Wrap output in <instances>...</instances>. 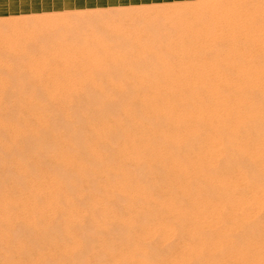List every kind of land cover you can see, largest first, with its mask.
<instances>
[{"label": "rangeland", "instance_id": "374dc122", "mask_svg": "<svg viewBox=\"0 0 264 264\" xmlns=\"http://www.w3.org/2000/svg\"><path fill=\"white\" fill-rule=\"evenodd\" d=\"M198 2L21 0L3 10L0 264H264V58L257 56L259 50L245 61L239 57L245 50L222 45L199 50L216 60L239 51L237 63L247 68L248 81L224 66L203 80L196 68L188 70L181 62L163 72L162 86L142 88L141 78L114 76L116 83L106 84L107 98L102 97L113 110L102 121L72 125L85 96L79 85L90 80L78 67L113 50L38 49L40 35L51 28L64 33L79 18L78 24L103 20L116 28L157 20L164 36L186 39L190 25L213 27L218 21L207 3ZM256 5L264 7V0ZM258 17L263 26L264 13ZM62 37L53 40L67 41ZM166 51L177 63L188 50ZM223 73L228 79L220 78ZM127 81L131 94L120 101L118 87ZM70 127L84 141L74 140ZM92 128L102 129L106 142L102 138V165L87 172L72 157L86 158L80 150L82 142L91 141Z\"/></svg>", "mask_w": 264, "mask_h": 264}, {"label": "bare ground", "instance_id": "6f19581e", "mask_svg": "<svg viewBox=\"0 0 264 264\" xmlns=\"http://www.w3.org/2000/svg\"><path fill=\"white\" fill-rule=\"evenodd\" d=\"M196 1L201 2L200 5H202V3H207L208 6H206L205 8L208 7V9H210V11L213 12V14L215 16L214 22H216V20H218V21H217V23L212 24L213 27H210V25H208V24H206L203 27H201L202 25L201 26H194V27H192L190 25L191 34L190 35L187 34L188 36L186 37V39H183L185 37L184 36V37L180 38V40H179V37L183 36L181 34H180V36L178 35L179 37L176 38V40H175V38L173 39L172 37L168 38L169 36H167V37L164 36L165 34H163V32L165 30L162 31L164 28H162L160 26V24H158V22H156L157 20L156 21L152 20L151 22H153V23H151L148 26H143L142 24H144V23H139L138 21H135V23H133V25H129L128 27L121 28L122 26L121 27L118 26L119 28H116L113 25H111V26H110V24L107 25L108 24L107 22H106V24H103L104 23V22H102L103 20H101V22H99L100 19H98L99 24L95 25V26L88 21H86V22L90 23V24H87V25L83 24V23H85V21H83L82 24L81 23L78 24V22L80 21V18H79V21L77 22L76 25H74V24L66 25V27L64 28V30H65L64 33H61V34H60V31L63 32L62 28L59 32L57 29L55 30V32L58 33L57 34L54 32V29L51 28L49 25V28H51L50 29L51 31L49 30V33H48V31L45 30V32L47 31L48 34L46 33V35L43 34V35H40L41 37L39 36L40 37L39 40L41 38L43 39V42H41L43 45H41V43L39 41H37L40 43V47L37 46L38 49L39 48L44 49V48H46V46L47 47L51 46V47H53V49L55 48V50L56 49L57 50H83V51L84 50H90V51L91 50H113V51L108 52L109 55L105 59L96 57L94 60H88V59H90L88 57V59L83 61V62H84V64L90 63V65L88 64V66H86L87 65L86 64L83 66L81 63L82 66L78 67L80 70V73L86 74L87 75V76L85 75L86 78L89 77L90 80H89V82H87V81L81 82L82 84H80V85L78 83V85L81 86L79 89L80 94L85 95V96L80 95L83 98L81 97L78 100L80 109L78 108L79 110H77V114L75 115L76 116L75 118H78V119H74V120L70 119V121H69L70 124L78 125L81 122L87 123L89 121H93V122L102 121V115L107 114V111L113 110V107L111 104L105 103V101L107 100L106 99L107 97L105 95H107V94H105L104 90H105V88L107 89V87H109V86L105 87L106 84H109V85L111 84L110 86H112L113 84L116 83V81L114 80L115 79L114 76H116V79H119L117 77H119L121 75L120 76L121 81H122V79H124V77L128 78V80L129 79L130 80L135 79V78L138 80V78H141V79H143V80H141L142 84H140L142 86V88H147L151 84H155V83L158 84L159 86H162L161 85L162 82L160 84H159V82L164 80V75H162L163 72H165L169 68L177 67L181 62V63H185V65L187 64L188 70L191 68H196L195 70L198 71L196 76L198 75L203 80L205 79V77H208V74L213 75V70L217 66H224L230 71L231 70L236 71L240 75V77L242 76L247 81H248V79H251L250 75L247 71V68H244L245 66L239 67L238 66L239 63H237L238 62L237 60H239L238 58L241 57L242 61H245L246 60L245 58L247 56L249 57L250 56L249 54L254 52L252 50H259L260 52H259V54H257V56L260 57L261 59L264 58V54L261 53L264 50V25L260 26V24H258V22H257V19L259 18L258 16H260L262 13H264V7H259V6L255 7V5L258 3V0H196ZM199 2L196 5H198ZM179 5L177 3V6H179ZM185 5H187V4H185ZM177 6L175 9H178ZM194 6H193V8H194ZM182 8H183V6H182ZM182 10L184 11L187 9L185 8ZM95 11L97 13L99 10H95ZM186 12L187 11H185V13ZM189 12H191V11H189ZM77 13L74 15H77ZM101 13H102V11H101ZM159 13H161V12L159 11ZM193 14H194V12H193ZM193 14H191V16H194ZM81 15H83V14H81ZM96 15L94 16L95 20L97 18ZM99 15H100V13H99ZM99 15H98V17H99ZM169 15H171V13ZM169 15H167V17H169ZM174 15H176V12L174 13ZM188 15L190 17V14H188ZM196 15H199V14H196ZM202 15H203V13H202ZM83 16H80V17H83ZM100 16H102V14ZM195 17L196 16H194L192 18H195ZM87 18H85V19H87ZM89 18H92V17L89 16ZM203 18L205 19V17H203ZM195 19H197V17ZM206 19H207V17H206ZM193 20L194 19H192V21ZM81 21H82V19H81ZM185 21H186V19H185ZM185 21H184V25L185 24L187 25L188 22L186 23ZM93 22H94V20H93ZM160 22H161V20H160ZM181 22H183V20ZM208 22H210V21H208ZM189 23H191V22H189ZM145 25H147V24H145ZM108 26H110V27H108ZM186 27H188V26H186ZM183 28H185V27H183ZM101 29H102L101 32H104L103 35H99V32H97V30H101ZM103 29H105V30H103ZM118 30L120 31V33H116V31H118ZM212 30H213V32H211ZM160 31H162V33ZM188 31H189V27H188ZM113 32H114V34H113ZM167 32H166V34H167ZM172 32L173 31H171V33ZM162 34H163V36H162ZM168 34H170V33H168ZM184 34H186V33H184ZM62 36H65L67 41H65L66 40L65 39L64 40L65 42H61V41H63L62 38H64ZM170 36H174V35L170 34ZM59 37L60 38L62 37V38L60 39ZM174 37H176V36H174ZM210 37H212V39ZM25 38H27V37H25ZM54 38H56V39L59 38V40H61V41L57 40L55 43V41L53 40ZM79 40H80V42H79ZM10 41H12V40H10ZM36 45H39V44H36ZM220 45H222V47L226 50H245V51L240 52L241 56L238 55V54H240L239 51H236L234 54L227 56V58L223 57L219 60L210 59L207 57H202V55H200L201 53L199 52V50H212L214 48H217V46L220 47ZM15 46H14V48H15ZM19 49H21V48H19ZM156 50H160V51H156ZM161 50H164V51H161ZM166 50H182V51L188 50V51H185L182 55H180V60H179V62L176 63L174 61V56H176V55L170 54ZM90 51H89V53H90ZM79 53H81V52H79ZM94 53L96 54V52H94ZM81 56H82V54H81ZM77 61H79V60H77ZM14 63H15V61H14ZM242 64H245V63L242 62ZM106 66H108V67L111 66L112 68L110 67L111 68L110 70L112 72H109V68H106ZM79 70H76V71L79 72ZM181 70H183V69H181ZM185 71H186V69H185ZM192 72H193V69H192ZM77 74H79V73H77ZM109 74H111L113 76H110ZM223 74H221V76H220L221 79L226 78L227 74H224V75ZM57 76H59V74L58 75L56 74V77ZM52 78H54V77H51V80H52ZM22 79H23V77H22ZM226 79H228V78H226ZM253 80H254V78H253ZM195 82H196V80H195ZM118 83H122V82H118ZM127 83H130V82L127 81ZM127 83H123V86L121 88L118 87L121 85L114 86L115 88L118 87V90L121 91L122 97H121L120 101H122L123 99H126L129 96V94H131L130 89H132L133 86L131 85V83L130 84H127ZM190 84H191V82H190ZM78 85L76 84V86H78ZM134 85H136V84H134ZM192 85H195V84H192ZM190 87H192V86H190ZM76 89H78V88H76ZM109 89H111V88H109ZM190 91H191V89H190ZM186 92H188V90ZM186 92H184V93H186ZM119 93H118V95H119ZM188 93H190V92H188ZM109 95H110V93H109ZM181 95H183V94H181ZM102 97H106V98H102ZM177 98H179V97H177ZM82 109L87 111V114L86 115L81 114V117H78L77 115L81 113L80 110H82ZM118 109H119L118 107L117 108L115 107L116 111H119ZM63 121H61V122H63ZM70 128H72V129H70ZM70 128H69V132L75 138L74 140L77 139L76 141L79 140L81 142V140H82L81 132L79 130L77 131L76 129H73L74 127H70ZM119 128L124 129L125 126H122ZM116 129H118V128H116ZM91 130L93 133V136L90 138L91 141L88 144H86V142H82V148L83 149L80 150V153H82L84 156H86V158L85 159H78V157H76V156L72 157L73 160L75 161V163L73 162V164H75L76 166H79L80 169H82L83 171H87V172L92 168L97 169L102 165V152H101V149H102L101 147H102V143H103L102 138H104V142H106L105 137H102V129L92 128ZM87 139H89V138H87ZM82 141H84V139ZM90 183L92 184L91 186H94V187L96 186L95 177H92V180H90ZM98 202L100 204H102V201L98 200Z\"/></svg>", "mask_w": 264, "mask_h": 264}, {"label": "crops", "instance_id": "0c3cea01", "mask_svg": "<svg viewBox=\"0 0 264 264\" xmlns=\"http://www.w3.org/2000/svg\"><path fill=\"white\" fill-rule=\"evenodd\" d=\"M21 5V0H0V16H7L4 15L7 12L3 11L10 7H17Z\"/></svg>", "mask_w": 264, "mask_h": 264}]
</instances>
